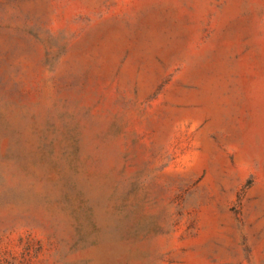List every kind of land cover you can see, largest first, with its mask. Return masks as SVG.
<instances>
[{
    "label": "rangeland",
    "instance_id": "rangeland-1",
    "mask_svg": "<svg viewBox=\"0 0 264 264\" xmlns=\"http://www.w3.org/2000/svg\"><path fill=\"white\" fill-rule=\"evenodd\" d=\"M0 264H264V0H0Z\"/></svg>",
    "mask_w": 264,
    "mask_h": 264
}]
</instances>
